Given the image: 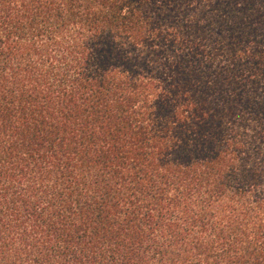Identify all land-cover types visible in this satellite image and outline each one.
<instances>
[{
	"label": "trees",
	"instance_id": "1",
	"mask_svg": "<svg viewBox=\"0 0 264 264\" xmlns=\"http://www.w3.org/2000/svg\"><path fill=\"white\" fill-rule=\"evenodd\" d=\"M0 264H264V0H0Z\"/></svg>",
	"mask_w": 264,
	"mask_h": 264
}]
</instances>
